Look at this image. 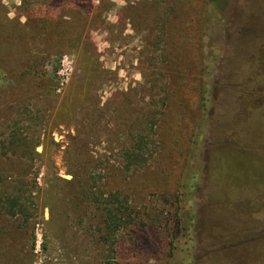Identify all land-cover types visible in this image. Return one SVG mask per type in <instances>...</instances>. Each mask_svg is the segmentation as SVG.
I'll list each match as a JSON object with an SVG mask.
<instances>
[{"label": "rangeland", "instance_id": "rangeland-1", "mask_svg": "<svg viewBox=\"0 0 264 264\" xmlns=\"http://www.w3.org/2000/svg\"><path fill=\"white\" fill-rule=\"evenodd\" d=\"M263 125L264 0H0V264H264Z\"/></svg>", "mask_w": 264, "mask_h": 264}, {"label": "trees", "instance_id": "trees-1", "mask_svg": "<svg viewBox=\"0 0 264 264\" xmlns=\"http://www.w3.org/2000/svg\"><path fill=\"white\" fill-rule=\"evenodd\" d=\"M211 96V95H209ZM240 96H243L242 94ZM252 121V119H251ZM245 124L248 123V121H243ZM260 124V123H259ZM262 124H260L261 126ZM264 126V125H263ZM242 127H244V124H242ZM240 128V127H238ZM238 133H234L235 134V139H234V142L232 143L231 140L228 141L227 140H220V142L211 147V149L213 148H216V147H221L223 145H229L231 147H233L234 149H236L237 152H239V154H243V153H247V151H253V150H257L258 152H262L264 151V127L263 128H259L258 132L255 131L254 132V139H251L250 141L246 140L243 138V136L240 134L242 131L243 133L245 132V129H239V130H236ZM232 134V132H230ZM241 135V136H239ZM227 138V137H225ZM224 138V139H225ZM217 153L215 151H213V161L215 160H218V156L219 154L215 157ZM218 168V166H217ZM195 245H196V249H195V252H197L198 254H195L192 259H191V264H202V255L200 254L201 253V241L199 238H197V240L195 241Z\"/></svg>", "mask_w": 264, "mask_h": 264}]
</instances>
